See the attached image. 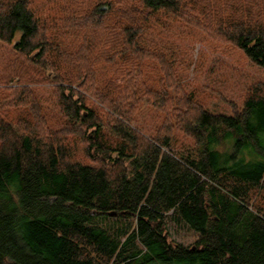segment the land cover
Listing matches in <instances>:
<instances>
[{"label":"trees","instance_id":"16d2710c","mask_svg":"<svg viewBox=\"0 0 264 264\" xmlns=\"http://www.w3.org/2000/svg\"><path fill=\"white\" fill-rule=\"evenodd\" d=\"M32 4L0 0V41L14 54L0 68V264H264V86L242 109L213 113L139 40L164 10L264 67V0H129L115 26L110 0L56 26ZM43 89L63 116L53 136ZM132 100L163 114L150 134ZM110 112L121 121H105ZM176 133L193 144L176 149ZM169 218L195 242L170 240Z\"/></svg>","mask_w":264,"mask_h":264},{"label":"rangeland","instance_id":"374dc122","mask_svg":"<svg viewBox=\"0 0 264 264\" xmlns=\"http://www.w3.org/2000/svg\"><path fill=\"white\" fill-rule=\"evenodd\" d=\"M97 1L109 0H33L32 7L42 20H49L50 25L56 26L51 20L63 25L67 18L82 19L92 10ZM110 1L114 2L120 10L112 13L114 26L116 25L115 19L122 14L123 9H125L123 17L133 13L126 7V2L129 0ZM139 40L162 59L171 62L178 72L180 81L182 79L185 89L198 103L213 113L232 114L236 109H242L245 97L249 95L251 88L257 85L264 86V67L249 60L242 49L221 38L209 36L200 28L186 24L164 10L158 11L156 16L148 22L143 32L140 33ZM100 44L99 49L105 48L101 41ZM12 52L10 45L0 41V68L14 56ZM154 60H159V58ZM157 62L150 63L158 66L159 69ZM108 69L104 68L103 63L94 67L98 82L107 79L105 71ZM141 70H145L143 74L146 77L147 75L160 76L162 73V71L154 73L148 68ZM132 86L133 84H130L129 88ZM127 92L129 90L121 92L117 97L118 103ZM53 95L51 90L43 89L38 96L43 106L42 114L47 119L43 130H47L51 136L63 125V116ZM6 100L7 98L0 96V104L5 103ZM125 102V106L130 109L134 108L132 117L135 118L136 125L148 134L163 119V114L152 105L142 104L135 107L133 100ZM97 103L100 102L97 101ZM177 108L181 109V112L185 111L184 108ZM7 110L5 112L7 117L10 115L16 117L17 112L12 106ZM110 113L112 116L102 115L105 121L108 120L107 122L111 123L121 121L115 113ZM176 137L179 142L173 144V147L178 150H183L187 145L190 147L193 144L192 140L183 134L176 133ZM231 144L232 142H228L227 146L231 147ZM80 152L81 150L74 155L75 159H82ZM246 158L251 159V156L246 155ZM255 198L258 204L264 207V193H257ZM167 233L170 235V240L184 245H191L196 239V234L184 223L170 218L167 221Z\"/></svg>","mask_w":264,"mask_h":264}]
</instances>
